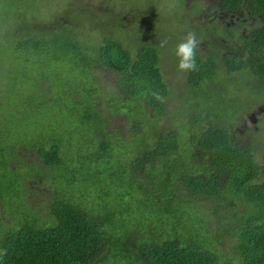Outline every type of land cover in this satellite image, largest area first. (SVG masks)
Listing matches in <instances>:
<instances>
[{"label":"trees","instance_id":"16d2710c","mask_svg":"<svg viewBox=\"0 0 264 264\" xmlns=\"http://www.w3.org/2000/svg\"><path fill=\"white\" fill-rule=\"evenodd\" d=\"M142 1V11L129 22L118 18L97 25L104 26L103 35L92 51L73 38L70 27L60 26L54 14L39 19L21 13L14 31L0 26L1 45L2 37L22 31L26 36L0 54V72L9 60L14 79L3 82L0 76L1 96L11 92L17 99L9 106V119L0 114V177L5 178L0 180V204L7 216L0 207V264H264V162L259 159L264 135L260 128L246 129L243 135L235 129L236 115L257 104L256 97L264 109V0H208V5L173 0L168 12L171 17L181 14L178 28L169 27V21L159 24L156 3ZM183 1L196 16L184 14ZM210 5L223 15L236 14L233 27L210 25L205 16ZM197 15L201 25L192 21ZM147 21L151 27L143 28ZM109 28L119 31V37ZM44 31L67 34L48 40L36 35ZM156 31L167 38L191 34L205 46L224 37L223 51H237V58L222 59L227 77L216 59L205 61L207 50L202 55L194 49L195 69L180 70L189 83L184 113L189 121L180 108H169L174 96L160 67ZM129 43L137 45L135 50ZM176 45L175 40L171 46ZM31 52L40 59L29 64L24 55ZM42 58L49 63L40 69ZM21 59L27 64L19 63ZM51 60L89 73L96 85L62 82L72 90L52 97L58 72ZM96 70L112 77L104 85L111 92L105 105L95 98L100 91ZM78 86L86 98L71 101V108L59 103L70 109L61 115L59 128L49 133L28 130L31 114L40 110L45 117L51 101L71 97ZM216 91L221 103L200 106L205 92L211 99ZM123 106L132 119L126 132L112 128L103 114V109L113 114ZM172 115H181L177 122L183 118L186 129L162 131L161 121ZM72 117L84 129L76 136L70 135V124L65 127ZM6 121L14 124L13 131ZM245 135L248 141L240 143ZM125 138L130 147L116 146ZM127 153L132 154L129 160ZM79 171L85 181L92 174L91 189L97 192L85 184L81 196L70 194L75 179L65 175ZM29 184L36 188L29 189ZM35 193L43 195L42 213L26 205L25 196ZM13 197L17 212L10 210L8 198ZM104 197L114 205L105 206ZM5 220L18 226L3 230Z\"/></svg>","mask_w":264,"mask_h":264},{"label":"rangeland","instance_id":"374dc122","mask_svg":"<svg viewBox=\"0 0 264 264\" xmlns=\"http://www.w3.org/2000/svg\"><path fill=\"white\" fill-rule=\"evenodd\" d=\"M156 3V8H155V13L157 15H162L159 20V24L161 22L169 21L166 23L169 27L173 28H178L179 23L181 20H183L180 16H172V13H169L168 10L176 3V1L173 0H153ZM202 2V1H201ZM206 5H208L209 1L208 0H203ZM143 1L141 0H0V26L3 30H8V31H14L16 29V18L18 14L24 13V16L26 15L27 17H31L32 15L38 16L39 19H47L48 16L54 14L55 16H58L60 20L57 19V22H59L60 26H66L67 28H71V32L73 35V38H77V40L82 43L85 47V49L93 50V48L97 45V42H99V39H102L101 35H103V27L102 26L100 29H98L96 26L100 25L103 23H109L107 21H110L111 19L115 20L118 18H125L127 22L129 17L135 16L138 14V11H142L143 6L141 5ZM151 3V2H150ZM182 11L184 12L185 15H195L196 14L191 12V8L189 5H185V2H182ZM152 5V3H151ZM113 6V7H111ZM147 6V3H146ZM205 6V5H204ZM161 7H164L161 9ZM112 8V9H111ZM210 12L205 13V16L209 17ZM71 17V20L69 19ZM68 18V19H67ZM196 20L192 19L193 23L195 24H200V18L195 17ZM152 25V23H150ZM157 25V23H156ZM201 25V24H200ZM108 27H113V24L107 25ZM148 26V27H147ZM144 27H151L149 25V22L147 21L146 23H143V28ZM153 27V25H152ZM112 31V28H109ZM159 29V28H158ZM127 31V29H126ZM128 33V31H127ZM147 31H145V34ZM63 34L67 33H62V32H42V33H37L36 35L39 36L40 38L44 40H48L52 38L53 36H61L64 37ZM114 36L117 38L120 35V32H113ZM157 34V31H156ZM26 36L24 35L23 31L21 35H14L9 39H5L2 37V42L3 45L0 43V54L9 51L10 49L13 48V45L18 41V39H23ZM157 43L155 42V46L159 49L160 56V67L163 72L164 78L167 80L171 93L173 94L174 98L170 100L169 108H174L178 107L182 110V115L186 112L185 107L187 106V100L188 97V81L186 79V75L183 73H180V70L178 68V57L175 55V48L176 46H171L173 41H177V44H179L182 40L181 38H176L175 36H161L157 34ZM200 44H202V41L199 40L197 41L196 48L198 50L202 51V55L204 54V50L201 49ZM131 45L132 50H135V46H137L135 43H129V46ZM167 49H164L166 48ZM220 49H223V45H219ZM58 52V51H57ZM28 56L29 59V64H32L36 60H39L40 57L36 52H31L29 55H24V57ZM9 61V60H8ZM5 62L2 68V71L0 72V76L7 82L14 80L12 79V73L10 71L9 67V62ZM19 63H25V60L18 61ZM49 62L47 59L42 58L41 63H40V69H43L46 67V65ZM51 63H53V66H56L57 74L53 76V93L54 96H63L65 95L64 92H69L72 90V86L70 84H65L62 82H69V81H78L82 82L81 84H87V85H96V82H93L94 78H91V75L88 73L87 76L78 73V71H73V69L67 67L66 64L62 63L61 61H56V60H51ZM20 65V64H19ZM21 64L20 66H22ZM14 71L16 72V69L14 68ZM96 77L97 80L99 81V87L100 91L97 90L95 91V98L100 101L103 105L107 104V100L110 98V90L104 89V85L111 83L112 78L110 75H108L106 72L101 71V70H96ZM233 86V84H231ZM43 89H46V92L50 91L46 85H43ZM63 89V90H62ZM64 91V92H63ZM204 91H201L202 93ZM7 93L4 97L1 96V86H0V114L3 116L4 119H9V106L14 102L15 97L11 92H5ZM45 92H43L44 94ZM206 93V100L200 104V106L210 108L213 106L215 102L221 103V93L216 91L213 97L210 99V97L207 96ZM208 93H211V91H208ZM85 99L86 95L84 94V91H82V88L78 86V90H73L72 96L71 97H66L63 99H58L54 101H51L49 104L52 109H49L45 117L40 113V110L34 112L31 114L30 119L27 121L28 125V130L32 133L33 131L36 130H44L45 133L53 132L54 129L60 127V122H61V115L69 112L70 109H68L66 106L62 105L59 106V103H65V104H70L71 101L75 99ZM228 106V105H227ZM263 105L261 103L254 104L247 112H241L239 115L237 114L235 117L236 120V125L235 129L237 133L242 132V126L245 124L246 129H251L253 126L259 127L261 129L260 133L264 135V121L263 118H260V116L263 114L264 109L262 107ZM77 106L74 105V108ZM102 107V105H101ZM69 108H71L69 106ZM127 108V106L121 107L119 112L115 111L113 114H108L105 109H103V114L108 118L110 121V125H112V128H120L122 132H126L131 128V123L132 119L126 116L125 112L123 109ZM255 114L256 113V122L252 123L248 116L250 114ZM181 115H172L169 116L168 118L164 119L161 121V128L162 131H169L172 130L174 127L178 129H186L185 124L182 122V120L177 122V119H179ZM185 120H187V116H183ZM189 121V120H187ZM227 121L231 122L230 118L227 117ZM72 128L70 135L76 136L81 134L84 129L79 125L78 120L76 117H72L70 121L65 123V127L67 129V126ZM255 124V125H254ZM3 126L2 124H0ZM4 125H10L9 131H13V126L14 124H10L9 122H4ZM4 127V126H3ZM198 127V126H197ZM192 130L194 128L190 127ZM20 131V130H19ZM23 131V129H21ZM23 133V132H22ZM181 133V132H180ZM25 134V133H23ZM184 135V133H181ZM243 135V133H240ZM184 137V136H183ZM124 139V138H123ZM249 137L245 135L242 138H239L240 143H246L248 141ZM119 141V140H118ZM116 141L115 143H117ZM129 138H125L123 140V143L119 142L116 144V146L123 145L125 147H130L131 144H128ZM261 146L264 147V143L260 144ZM28 156H32V154H29ZM128 160L132 157L131 153L126 154ZM29 160V158H27ZM260 161L264 162V150L261 152L259 155ZM92 176V174H89L88 172V180L85 181L83 179V174L81 171L77 172L73 177L70 175H65V177L69 178H74L75 181L72 182V184L69 186L71 187V193L74 197L81 196L82 193L81 191L84 189L85 184L88 185V190L90 192H97V189L93 190L91 189V184L89 181V177ZM5 178L3 176L0 177V180H4ZM98 180V179H97ZM31 181V180H30ZM32 182V181H31ZM97 184V183H96ZM66 185V182L64 183ZM62 187V185H61ZM99 189V185H97ZM29 189L36 188L34 184H29L28 185ZM43 195H39L38 193L32 194V195H27L25 196V202L26 205L30 209H35L38 211V213H42L43 210H46L45 206V201L44 198L42 197ZM10 201V210L12 212H17V209L13 206V198H8ZM103 204L105 206H113L114 202L107 197L103 198ZM116 204V203H115ZM5 206V205H4ZM2 204H0L1 207V212L4 213L6 216V208ZM2 215V214H0ZM39 216V214L37 215ZM7 217V216H6ZM10 218V217H8ZM7 222V220H5ZM13 222V221H12ZM11 222V224H12ZM18 224L15 225H10L8 222L4 224L3 230H7V228H16ZM14 228V229H15Z\"/></svg>","mask_w":264,"mask_h":264},{"label":"flooded vegetation","instance_id":"af4514ba","mask_svg":"<svg viewBox=\"0 0 264 264\" xmlns=\"http://www.w3.org/2000/svg\"><path fill=\"white\" fill-rule=\"evenodd\" d=\"M206 9H207V11H211L210 12V16L207 18L208 19V21L211 23L210 25H214V24H218V23H221V22H224V25H223V27H225V26H228V27H233V25L231 24V23H233V21H232V19H233V17L232 16H234V15H236V14H234V13H232L231 15H227V14H225V15H223V14H221V13H218L217 11H215L214 9H212V5H210V6H208V7H206ZM234 17H236V16H234ZM227 19H229V21H227ZM231 41V43H233L234 44V46H235V48L236 47H240L239 45H238V43L236 42V40L234 39V38H231L230 39ZM219 45H223V47L224 46H226L227 45V43L225 42V39H224V37H221L220 38V40L219 41H216V43L214 44V45H211V44H209V45H207V46H205L204 44H203V42H202V44H200V47H201V49H205L204 50V54H205V52H206V50L209 52L208 53V55H205V61L206 62H209L210 60H217L218 62H217V66H218V68H220V70L227 76V77H231L230 76V74H226L225 73V71H224V65H223V61H222V59L225 57H234V58H237L236 57V53H237V51L235 52V51H233V50H231V51H229V52H227V51H223V49H220L219 48ZM219 50H220V52H221V54L219 55ZM215 54H218L217 56H215ZM215 60V61H216ZM233 76H234V74H233ZM213 86L215 87L216 86V82L214 81V84H213ZM261 101V99H258L257 97H256V100H255V102H257L258 103V101ZM257 105V104H256ZM248 111V110H247ZM255 117H256V113L254 114H250L249 116H248V118H249V120L252 122V123H254V122H256L255 120H257L258 118H256L255 119ZM263 117V115H261L260 116V118H262ZM255 125V124H254ZM246 125L245 124H243V126H242V129H241V131L242 132H240V133H245L246 132V127H245ZM251 129H253L254 131H258L259 130V127L257 126V127H255V126H253Z\"/></svg>","mask_w":264,"mask_h":264},{"label":"clouds","instance_id":"9594fccd","mask_svg":"<svg viewBox=\"0 0 264 264\" xmlns=\"http://www.w3.org/2000/svg\"><path fill=\"white\" fill-rule=\"evenodd\" d=\"M211 12V11H210ZM197 41L189 34L184 40L176 45L175 55L178 57V68L181 70H193L196 67L194 49Z\"/></svg>","mask_w":264,"mask_h":264}]
</instances>
